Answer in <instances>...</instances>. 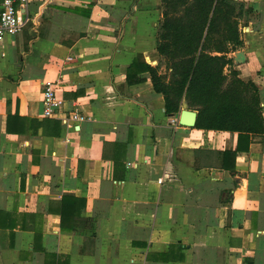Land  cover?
<instances>
[{"label": "crops", "instance_id": "obj_1", "mask_svg": "<svg viewBox=\"0 0 264 264\" xmlns=\"http://www.w3.org/2000/svg\"><path fill=\"white\" fill-rule=\"evenodd\" d=\"M239 1L260 15L227 73L258 87L264 118V0ZM133 3L30 0L0 41V264H264V134L181 126L151 80L129 85L137 56L162 61L161 2ZM48 83L87 120L46 118ZM239 144L234 172L197 167Z\"/></svg>", "mask_w": 264, "mask_h": 264}, {"label": "trees", "instance_id": "obj_2", "mask_svg": "<svg viewBox=\"0 0 264 264\" xmlns=\"http://www.w3.org/2000/svg\"><path fill=\"white\" fill-rule=\"evenodd\" d=\"M160 2L163 17L158 25L157 52L161 64L152 67L143 55L137 56L127 71L128 84L151 80L154 91L164 96L168 115L180 114L185 101L189 109L197 112L196 129L237 133L240 141L264 134L258 87L239 79L238 71L227 73L234 65L229 56L244 46L242 26L257 22L260 14L239 0ZM138 3L134 0L132 9ZM161 66L166 68V74L161 73ZM13 121L16 119L10 115L8 131L13 130L9 128ZM48 122H33L35 130H46ZM55 125L59 135L60 125ZM240 149L239 144L236 151L198 150L196 165L204 168L200 156L213 155L221 169L234 172Z\"/></svg>", "mask_w": 264, "mask_h": 264}, {"label": "built area", "instance_id": "obj_3", "mask_svg": "<svg viewBox=\"0 0 264 264\" xmlns=\"http://www.w3.org/2000/svg\"><path fill=\"white\" fill-rule=\"evenodd\" d=\"M30 0H0V41L18 35L28 22L25 12ZM44 116L49 119H60L67 127L85 122L86 116L77 109L69 112L62 99L56 94V84L48 83L44 91Z\"/></svg>", "mask_w": 264, "mask_h": 264}, {"label": "water", "instance_id": "obj_4", "mask_svg": "<svg viewBox=\"0 0 264 264\" xmlns=\"http://www.w3.org/2000/svg\"><path fill=\"white\" fill-rule=\"evenodd\" d=\"M197 122V113L191 111L185 102L180 113L179 124L187 128H194Z\"/></svg>", "mask_w": 264, "mask_h": 264}, {"label": "rangeland", "instance_id": "obj_5", "mask_svg": "<svg viewBox=\"0 0 264 264\" xmlns=\"http://www.w3.org/2000/svg\"><path fill=\"white\" fill-rule=\"evenodd\" d=\"M162 10V9H161ZM163 13V12H162Z\"/></svg>", "mask_w": 264, "mask_h": 264}]
</instances>
